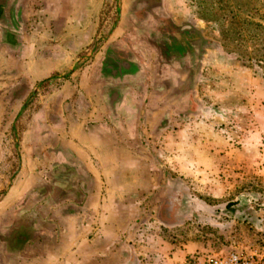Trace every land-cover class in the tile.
<instances>
[{
    "label": "rangeland",
    "instance_id": "obj_1",
    "mask_svg": "<svg viewBox=\"0 0 264 264\" xmlns=\"http://www.w3.org/2000/svg\"><path fill=\"white\" fill-rule=\"evenodd\" d=\"M123 7L147 29L142 51L150 85L137 123L120 122L118 136L110 137L115 153L102 154L113 166L101 175L109 185L83 169L86 153L78 154L82 166L72 164L66 142L58 139L62 115L67 124L83 108L73 92L63 105V97L54 96L47 108L52 131L46 133L41 114L34 136L44 104L32 111L29 103L53 94L64 77L38 85L36 97L22 92L24 112L31 106L28 119L13 122L14 132L10 122L0 123V255L29 240L54 247L64 239L61 225L73 231L71 255L85 223L84 241L93 244H84L82 264H212L229 253L264 264V0H103L97 18L103 33L80 63L102 49ZM119 54L110 51L114 68L126 58ZM70 82L74 87L79 79ZM85 115L84 109L78 119ZM28 148L31 156L22 153ZM42 148L53 153L50 169L38 160ZM34 174L35 185L19 199L25 187L18 181ZM89 190L96 217H77ZM32 195L35 216L14 218ZM53 207L57 212L44 216ZM53 263L61 264L60 258L54 255Z\"/></svg>",
    "mask_w": 264,
    "mask_h": 264
},
{
    "label": "crops",
    "instance_id": "obj_2",
    "mask_svg": "<svg viewBox=\"0 0 264 264\" xmlns=\"http://www.w3.org/2000/svg\"><path fill=\"white\" fill-rule=\"evenodd\" d=\"M102 6L103 0H0V123L10 122L11 131L14 132L18 127L12 125L13 122L18 124L27 120L38 104H44L40 110L41 113L36 114L33 122L34 136L36 137L40 132H37V129L34 130L38 127L39 121H42L41 114L46 133L47 130L51 132L52 124H49V118L47 119L48 106L52 104L56 95L63 97L60 99L63 105V100L69 97L67 91L73 92L74 100L81 99L80 105L83 108L77 107L76 115L72 116V121L69 119L68 125L62 115L64 126L61 127V133L57 134L58 139L66 142L68 146L66 154L70 158L71 155L73 156L72 164L75 166H82L78 154L86 153L83 169L106 186L109 185L107 177H101V175L105 174L104 171L107 169L112 170L113 166L104 160L102 154L115 153L114 148L117 146L109 145L110 137L118 136L116 130L121 128L120 122H127L130 125L137 123L133 118L143 107L140 99L143 93L146 96L150 83L145 79L149 65L144 60L145 55L142 51L146 45L142 40L148 34L147 29L142 28V24L138 23L133 13H130L131 16L128 15L129 8L126 7L122 8L119 25L110 33L102 49L96 52L88 63H80L82 53L92 42L98 41L103 33L97 20ZM146 49L149 50L148 45ZM110 51L126 56L121 60L118 68L110 64L116 61L110 57ZM68 74L72 78L77 77L79 84L73 87L70 82L71 77L66 76ZM54 75H57L59 79L64 77L63 84H60L53 94L48 92V94L37 96V86L51 80ZM24 91H33V96H37L35 100L33 98V103L32 98L31 102L29 100V105L34 106L32 111L31 106L27 112L23 110L26 104L22 102ZM118 96L119 98H116ZM6 106L12 107L8 109L5 108ZM84 109L87 115L80 121L78 119L80 111L83 112ZM139 117L141 119L143 115L140 114ZM48 126L50 129L47 128ZM122 129L127 131L125 127ZM32 151L37 152L36 155L41 152L35 148ZM42 152L43 158L37 156L38 160L44 165L45 170L50 169L53 166V153L43 148ZM22 153L31 156L29 148L24 152L22 150ZM100 153L102 156L98 159L97 154ZM34 176L35 174L32 175V179L25 182H21L22 179L18 181L17 184L21 183L25 187L18 191L19 199L22 197L19 194L27 192L31 186L35 185ZM62 183L65 184V181ZM96 183L98 184V181ZM89 191L83 197L87 205L82 211H78L77 217L84 213L87 216L96 217L94 215L98 211L93 209L92 204L95 198L94 191ZM35 199V195H32L25 200L26 206L29 207L24 211L19 210V215L15 214L14 218L24 216V213L30 214L31 217L35 216L34 206L30 207L31 202L35 204ZM109 199L110 196L105 194L104 200L109 201ZM56 206L57 204L54 207ZM57 210L54 208L48 212L45 211L44 216L52 217V213ZM109 210L110 215L116 212L114 209ZM61 213L63 215L64 212ZM69 215H66L67 218ZM25 216L30 218L28 215ZM79 228L78 232L81 235L76 245H72L71 255L67 241L73 231L61 225L60 229L65 240L61 238L56 246L49 247L51 243L29 240L22 248L13 250L6 257L4 253H1L0 264H43L45 260L47 262L45 264H56L59 260L53 263L54 255L55 259L60 258L61 264H82L85 259V253L82 252L83 246L91 245L93 242L84 241L85 234L89 230L88 224L84 223L83 229ZM56 251L59 252L56 253ZM93 251L90 257L97 258ZM73 259L74 261H71Z\"/></svg>",
    "mask_w": 264,
    "mask_h": 264
},
{
    "label": "built area",
    "instance_id": "obj_3",
    "mask_svg": "<svg viewBox=\"0 0 264 264\" xmlns=\"http://www.w3.org/2000/svg\"><path fill=\"white\" fill-rule=\"evenodd\" d=\"M212 264H254L251 261L245 260L237 253H229L227 255H220L211 259Z\"/></svg>",
    "mask_w": 264,
    "mask_h": 264
}]
</instances>
